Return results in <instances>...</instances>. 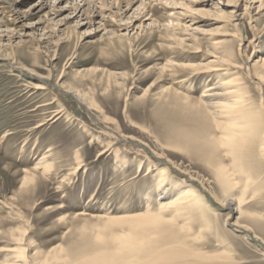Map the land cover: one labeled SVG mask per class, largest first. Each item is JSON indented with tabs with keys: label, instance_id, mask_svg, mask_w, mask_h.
<instances>
[{
	"label": "rangeland",
	"instance_id": "rangeland-1",
	"mask_svg": "<svg viewBox=\"0 0 264 264\" xmlns=\"http://www.w3.org/2000/svg\"><path fill=\"white\" fill-rule=\"evenodd\" d=\"M50 1L40 11L34 7L42 0H0V264L12 258L21 232L33 245L31 260L66 246L103 215L142 213L148 204L158 211L164 192L171 190L169 202L187 184L214 223L202 230V249L229 250L235 264H264V154L249 146L220 150L211 164L227 170L229 182H221L204 160L192 163L160 141L150 119L176 94L201 101L205 87L229 81L226 90L237 93L228 100L264 140V92L247 70L249 60L264 58V10L236 27L224 6H211L216 0L139 11L140 3L130 9L133 0H123L120 14L114 1L93 0L82 13L104 6L101 23L76 13L71 0L51 15ZM214 57L230 65L221 78L188 68ZM27 172L37 175L29 193L22 189ZM194 217L179 223L199 231Z\"/></svg>",
	"mask_w": 264,
	"mask_h": 264
},
{
	"label": "bare ground",
	"instance_id": "bare-ground-1",
	"mask_svg": "<svg viewBox=\"0 0 264 264\" xmlns=\"http://www.w3.org/2000/svg\"><path fill=\"white\" fill-rule=\"evenodd\" d=\"M63 1L54 0L53 5L49 6L50 12L62 9L60 6ZM71 1L67 4H74L77 8L76 13L81 14L83 7L91 4L93 0ZM103 1L110 2V0ZM111 1H114L111 3L114 9L117 10L116 13L120 14L123 10V4H125L123 0ZM148 2L133 0L127 3V6L130 8L134 7V4L140 3L136 8L139 11L142 7L146 9L151 8L152 5H165L166 3L172 6L171 10H173L182 9L184 7L183 2H186V0ZM195 2H200V0L191 1V3ZM50 4V0H42L41 4L36 5L34 8H41V11L46 5ZM256 4L259 6L256 7ZM211 6L215 9L224 6L228 11L226 14L228 19L232 20L235 23L234 26L237 27L245 17H248L251 23L255 22L257 20L256 16L261 15L264 10V0H228L227 2L216 0L211 2ZM98 9L96 15L86 12L81 15L86 16V20H90V16L93 15L100 17L102 23L108 18L106 15L108 11L104 6H100ZM254 12L258 13L254 15ZM57 13L52 12L51 15L55 16ZM46 17H50L48 13ZM147 20H150V18H146L145 21ZM141 27L136 30L141 31ZM183 29L188 32L187 28ZM184 35L188 36L187 34ZM171 36L178 43L186 41L176 38L175 34ZM228 55L229 52L224 56L227 57ZM214 59L215 61L211 65H191L188 68L205 74H213L215 78H221L223 75H220V73L230 71V65L222 60L224 58L214 57ZM247 70L250 76L260 83L264 92V58L255 62L249 60ZM229 86V81L214 86L208 85L202 91L201 98L204 100L201 101L176 94L168 103L160 106L159 110L150 114L152 124L160 132L158 134L160 141L172 150L182 151L192 163L204 160L206 164L215 169L220 181L225 183L226 181L229 182L227 170L221 165L219 166L220 162L212 165L217 158V152L225 148L231 150L241 146H249L250 151L252 148L257 147V151L260 150L261 154H264V140L258 138V129L251 130L247 128L245 117L242 116L244 110L242 108L236 109L234 107L236 104L228 100L237 93L234 90L227 91L226 87ZM81 99H84V97L82 96ZM223 100H226V102L223 103ZM237 104L244 105L241 101H237ZM38 166H42L45 172L50 169V165L44 161L39 163ZM162 173V179L164 180L163 177L169 172L167 169H162ZM26 176L22 189H27L26 191L29 193V188L34 186L37 175L27 172ZM170 191H163L164 193L159 197L160 208L158 211H152L150 209L152 205L148 204L146 211L144 210L142 213L121 216L103 215L93 221L96 224L86 222L82 228L72 234L73 236L70 235V240H68L66 246H56L45 254L38 251L34 253L32 264H233L235 256L232 258L229 250L210 253L202 249L199 244L204 237L202 230L210 229L214 224L200 210V206L204 204L205 199L199 191L195 187H188L187 184L184 190L174 195V199L171 198L173 200L164 202L163 200L168 197ZM184 215L191 217L198 215L193 219H198L201 222L199 228H197L199 231H194L191 224L187 222L179 223V218H183ZM12 240L17 244L14 249L9 251V256L12 258L8 260V264H29L32 259L30 260L27 251L33 245L31 243L26 244L23 232H21V236L13 237Z\"/></svg>",
	"mask_w": 264,
	"mask_h": 264
}]
</instances>
